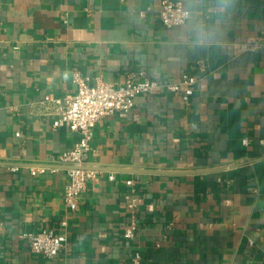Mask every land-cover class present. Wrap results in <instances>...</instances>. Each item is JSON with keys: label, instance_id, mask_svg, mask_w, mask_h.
I'll return each instance as SVG.
<instances>
[{"label": "crops", "instance_id": "1", "mask_svg": "<svg viewBox=\"0 0 264 264\" xmlns=\"http://www.w3.org/2000/svg\"><path fill=\"white\" fill-rule=\"evenodd\" d=\"M160 3L0 0V264H264V41L244 47L264 0H186L173 28ZM75 73L197 82L189 103L154 90L96 125L98 178L71 212L59 157L80 134L45 98L74 94ZM45 228L67 237L53 259L23 238Z\"/></svg>", "mask_w": 264, "mask_h": 264}, {"label": "built area", "instance_id": "2", "mask_svg": "<svg viewBox=\"0 0 264 264\" xmlns=\"http://www.w3.org/2000/svg\"><path fill=\"white\" fill-rule=\"evenodd\" d=\"M186 0H161L160 19L167 28L179 27L188 23L192 12L185 7ZM264 41V34L248 41L244 47L254 51ZM196 78L183 74L178 81H158L143 78L135 81L129 77L125 83L115 85L102 79L91 81L80 73L73 75L76 85L74 94L54 99L50 96L45 102H54L58 107V116L54 121L55 128L68 127L71 132L80 134L79 141L71 148L64 151L59 157V163L69 166L66 169L68 183L65 188L64 203L66 208L75 212L79 207V199L86 190L90 181L97 180L98 171L88 167V157L91 150V141L94 137L96 125L105 117L116 113H126L133 109L139 95L154 90H165L178 96L184 103H189L194 93ZM243 143L248 145V139ZM20 166H13V172H19ZM49 169L46 167L30 168L32 175L43 174ZM113 179V176H111ZM128 185H133L129 180ZM133 208L134 204H130ZM137 224L133 223L125 232V238L133 239ZM32 251L47 259L55 258L65 247L67 237L53 229H41L23 235ZM250 244H253L252 242ZM133 264H140V255H137Z\"/></svg>", "mask_w": 264, "mask_h": 264}, {"label": "water", "instance_id": "3", "mask_svg": "<svg viewBox=\"0 0 264 264\" xmlns=\"http://www.w3.org/2000/svg\"><path fill=\"white\" fill-rule=\"evenodd\" d=\"M13 166H18V165H13ZM13 166H12V167H13ZM66 168H69V166H66ZM94 170H96V169H94Z\"/></svg>", "mask_w": 264, "mask_h": 264}]
</instances>
